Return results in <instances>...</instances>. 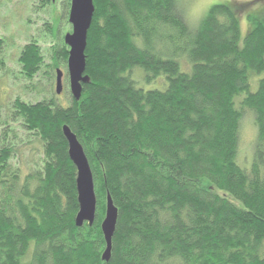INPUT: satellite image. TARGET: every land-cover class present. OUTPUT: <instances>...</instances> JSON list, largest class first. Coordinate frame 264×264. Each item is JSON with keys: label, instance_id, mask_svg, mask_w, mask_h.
I'll return each instance as SVG.
<instances>
[{"label": "trees", "instance_id": "obj_1", "mask_svg": "<svg viewBox=\"0 0 264 264\" xmlns=\"http://www.w3.org/2000/svg\"><path fill=\"white\" fill-rule=\"evenodd\" d=\"M93 1L81 99H17L9 112L27 143L0 145V264H264V6H254L263 0L215 4L196 28L178 0ZM58 52L52 77L68 61L65 42ZM20 62L29 79L46 66L33 42ZM247 115L256 136L246 163ZM65 125L92 169V225H76ZM34 141L42 155L23 173L11 160ZM108 195L119 218L106 262Z\"/></svg>", "mask_w": 264, "mask_h": 264}, {"label": "rangeland", "instance_id": "obj_2", "mask_svg": "<svg viewBox=\"0 0 264 264\" xmlns=\"http://www.w3.org/2000/svg\"><path fill=\"white\" fill-rule=\"evenodd\" d=\"M229 1L253 0H178V5L185 20L191 27L196 28L211 6ZM254 6H264V0ZM70 9L71 0H0V39L2 40L0 46V112H2L0 115V145L9 136L14 137V143H27L21 120L14 117L13 121L8 116L17 99L34 103L43 99L56 98L64 105L69 104L72 94L68 61H61L57 67L64 71V90L61 94H57L56 91L57 74L52 77L45 72L49 71L48 65L56 63L54 56L58 55V50L65 42V35L72 32V24L69 22ZM245 21L242 23L241 19L242 37L248 29ZM32 42L41 48L46 66L36 76L29 79L23 73L20 57L24 46ZM134 75L140 83L143 82L142 71L137 70ZM142 85L145 89H150L163 87L164 82L160 80L151 85L145 82ZM5 123L10 124L9 130L3 132L2 129L6 127ZM255 136L254 120L251 115H247L242 121L239 152L240 159L246 163L252 159V145ZM30 144L24 147L22 154L20 153L11 160L16 167L22 166V170L30 167L42 155V144L34 141L31 144L34 147L32 152H30ZM27 171L24 169L23 173Z\"/></svg>", "mask_w": 264, "mask_h": 264}, {"label": "water", "instance_id": "obj_3", "mask_svg": "<svg viewBox=\"0 0 264 264\" xmlns=\"http://www.w3.org/2000/svg\"><path fill=\"white\" fill-rule=\"evenodd\" d=\"M54 1V0H53ZM95 13L93 0H71L69 22L72 24V32L65 35V43L69 47L68 74L70 79V91L72 97L79 101L83 93V84L90 82L85 75L87 67L86 50L88 34ZM56 91L61 94L64 90V71L57 69ZM64 135L68 141L69 156L77 168V191L79 211L76 216V225L81 227L84 223L92 225L96 219L97 197L95 183L87 155L83 145L76 134L68 126L63 127ZM119 218V209L114 204L111 195L107 197L105 217L101 224L106 241V248L102 259L109 262L113 248V237L116 232Z\"/></svg>", "mask_w": 264, "mask_h": 264}]
</instances>
